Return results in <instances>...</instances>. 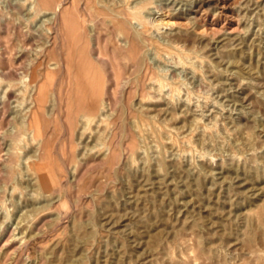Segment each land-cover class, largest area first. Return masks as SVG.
I'll use <instances>...</instances> for the list:
<instances>
[{
  "label": "rangeland",
  "instance_id": "obj_1",
  "mask_svg": "<svg viewBox=\"0 0 264 264\" xmlns=\"http://www.w3.org/2000/svg\"><path fill=\"white\" fill-rule=\"evenodd\" d=\"M42 5L0 0V264H264V0ZM60 56L39 136L33 71ZM41 156L62 175L50 191Z\"/></svg>",
  "mask_w": 264,
  "mask_h": 264
},
{
  "label": "bare ground",
  "instance_id": "obj_2",
  "mask_svg": "<svg viewBox=\"0 0 264 264\" xmlns=\"http://www.w3.org/2000/svg\"><path fill=\"white\" fill-rule=\"evenodd\" d=\"M28 1V0H27ZM34 3H36V4H39L40 6L42 5V4H44V0H32ZM63 4V3H62ZM38 6V5H37ZM39 6V7H40ZM43 6V5H42ZM58 6H59V4H58ZM84 6V5H83ZM61 8V7H60ZM56 9V8H55ZM101 9V8H100ZM60 11V10H59ZM48 13H50V12H48ZM143 13V12H142ZM55 15L57 14V12L55 11V13H54ZM65 14V13H64ZM51 15V14H50ZM127 15V14H126ZM48 17V16H47ZM52 18H54L53 17V15L51 16ZM50 17V18H51ZM55 19V18H54ZM70 19V18H69ZM97 20V19H96ZM143 20V19H142ZM53 21V20H52ZM54 22V21H53ZM65 22V21H64ZM81 22V21H80ZM96 22V21H95ZM168 20L166 19V16H164L163 14H160V15H158V16H154L153 18H151L150 20H146V22H143L144 23V25L146 26V27H148V26H150L151 28H153V29H160V28H162V27H164V26H166V25H168ZM56 25H57V23H56ZM55 25V26H56ZM78 26V25H77ZM53 27H54V24H53ZM52 28V27H51ZM56 29V28H55ZM72 29V28H71ZM149 29V28H148ZM147 29V30H148ZM57 30V29H56ZM77 30V29H76ZM89 30V29H88ZM81 31V30H80ZM57 32V31H56ZM83 32V31H82ZM131 32V31H130ZM146 32V31H145ZM57 33H59V32H57ZM63 33V32H62ZM62 33H60V34H62ZM91 33V32H90ZM60 34H58L59 36V39H60ZM64 34V33H63ZM62 34V35H63ZM73 35V34H72ZM130 35V34H129ZM54 36V35H53ZM76 37H77V35H75ZM81 36H84L83 35V33H82V35ZM131 36V35H130ZM84 38V37H83ZM132 38V37H131ZM54 39H55V37H54ZM93 39V38H92ZM129 39V38H128ZM73 40H74V38H73ZM50 42H51V40H49ZM64 41V40H63ZM70 41V40H69ZM83 41V43H84V40H82ZM81 41V42H82ZM10 42V41H9ZM22 42V41H21ZM56 42H57V40H56ZM60 42V41H59ZM67 42V41H66ZM131 42H132V40H131ZM135 42V41H134ZM11 43V42H10ZM9 43V44H10ZM46 43V42H45ZM49 43V42H48ZM51 43H53V42H51ZM58 43V42H57ZM57 43H56V46H57ZM70 43V42H69ZM74 43V42H73ZM73 43H72V45H73ZM95 43V42H94ZM59 44V43H58ZM64 43L62 42V45H63ZM67 44V43H66ZM135 44H137V43H135ZM12 45V44H11ZM52 45V44H51ZM53 45H55V44H53ZM61 45V46H62ZM83 45V44H82ZM133 45V44H132ZM55 46V47H56ZM59 46V45H58ZM71 46V45H70ZM92 46H94V44L92 45ZM138 46V45H137ZM12 47H13V45H12ZM12 47H9V46H6V48H5V50L2 52V53H0V56L2 55V56H4V55H6V56H10V55H12L13 54V48ZM49 47V46H48ZM68 47V46H67ZM66 47V48H67ZM81 47V46H80ZM98 47V46H97ZM43 48V47H42ZM58 48V47H57ZM57 48H56V50H57ZM64 48L65 47H62V49L64 50ZM84 48V47H83ZM95 47H93V49H94ZM131 48H132V46H131ZM47 49H50V48H47ZM79 49V48H78ZM96 49V48H95ZM98 49V48H97ZM133 49V48H132ZM131 49V50H132ZM51 50V49H50ZM90 50V49H89ZM138 50H140V49H137V51ZM52 51V50H51ZM50 51V52H51ZM61 51V50H60ZM64 51H66V50H64ZM68 51V50H67ZM69 51H70V49H69ZM78 51V50H77ZM86 52H88L87 50H85ZM98 51H100L101 52V49L100 50H98ZM136 51V50H135ZM47 51H46V48L45 49H43V54L44 55H47V57H49L50 55L48 54V53H46ZM53 52V51H52ZM57 52H59V51H57ZM96 52V51H95ZM125 52V51H124ZM60 53V52H59ZM64 53V52H63ZM71 53H72V51H71ZM71 53H69V54H71ZM74 53H75V51H74ZM97 53V52H96ZM62 54V53H61ZM92 54H93V52H92ZM138 54V53H137ZM136 54V55H137ZM39 55V54H38ZM42 55V54H41ZM62 55H64V54H62ZM72 55H75V54H72ZM71 55V56H72ZM87 55H90V54H87ZM133 55H134V53H133ZM1 56V57H2ZM65 56H66V54H65ZM82 57H83V54L81 55ZM92 56V55H91ZM91 56H88V58L89 57H91ZM50 57H52V55L50 56ZM96 57H99L98 55L97 56H95V58ZM76 58V57H75ZM9 59V58H8ZM54 59V58H53ZM58 59V58H57ZM97 59V58H96ZM101 59V58H100ZM99 59V60H100ZM10 60V59H9ZM47 60H48V58H43L42 60H40V62L38 63V65L36 66V68L34 69V71H33V80L36 82V98H35V105L33 104V106L34 107H32V109H31V116H29V118H28V125H29V127H31V128H33L34 130H32L33 132L35 131L36 133H37V135H39V136H41L42 135V131H43V127H44V110H45V108L46 107H44V104H45V101H46V90H47V87L49 86V85H51V83H52V80H54V76L55 75H58V76H60L61 77V81L63 82V83H65L63 80H65V77H64V71L66 70V69H68V71L70 70V68L72 67V59L71 58H65V57H63V56H60V58L58 59V61H57V63L55 64V65H52L51 63V65L50 64H47L48 62H47ZM81 60V59H80ZM83 60V59H82ZM51 61V60H50ZM76 61V59L74 60V62ZM94 61H96V60H94ZM79 62V61H78ZM9 63H11V62H9ZM8 63V64H9ZM82 64V63H81ZM46 65V66H45ZM75 65V64H74ZM96 65H98V64H96ZM16 63H14V62H12L10 65H9V70L11 71V73H14L17 69H16ZM42 66H45V67H47V71L45 72L44 71V73H45V80H43L41 83H39V81L37 82L36 80L39 78L38 76H37V72H38V68L39 67H42ZM51 66V67H50ZM92 66V65H91ZM100 66V65H99ZM49 67V68H48ZM101 67V66H100ZM43 68V67H42ZM74 68V67H73ZM85 68V67H84ZM96 68H98V67H96ZM49 69H51V70H54V71H51V70H49ZM103 70V69H102ZM101 70V71H102ZM74 71V70H73ZM73 71H72V74H73ZM95 72V71H94ZM97 72V71H96ZM100 72V71H99ZM5 73V72H4ZM84 73V72H83ZM93 73H91V75H92ZM104 74V73H103ZM98 75V74H97ZM38 77V78H37ZM67 77V76H66ZM83 77V76H82ZM40 78H41V76H40ZM55 78H56V76H55ZM68 78H69V80L71 81V79H72V76L71 75H69L68 74ZM79 78V77H78ZM100 78V77H99ZM103 78H104V76H103ZM32 79V78H31ZM78 80V79H77ZM81 80V79H80ZM102 80V79H101ZM101 80H99L98 78H96L95 77V79H93L92 77H89L88 79H87V81H86V86H85V88L87 87L88 89L86 90V91H84L86 94V101L84 102L85 103V105L80 109L81 111H84V112H88L89 114L90 113H94V115H95V113L97 112V111H99L100 112V110L99 109H101V108H99V106H100V102H101V100H102V97H103V95L105 94L104 93V91H103V89L102 88H104V87H102V85H101ZM73 81V80H72ZM115 81V80H114ZM54 82V81H53ZM34 83V82H33ZM67 83V82H66ZM74 83V82H73ZM72 83V84H73ZM81 83V82H80ZM53 84V83H52ZM68 84V83H67ZM103 85H104V83H102ZM79 85V84H78ZM33 86H35V85H33ZM65 86V85H64ZM63 86V87H64ZM67 86V85H66ZM65 86V87H66ZM71 86V85H70ZM75 86V85H74ZM84 86V85H83ZM68 87H69V85H68ZM80 88H81V86H79ZM60 88V87H59ZM67 88V87H66ZM118 88V87H117ZM71 89H72V87H71ZM74 89V88H73ZM72 89V91H74ZM79 89V88H78ZM83 89V88H82ZM105 90V89H104ZM158 90V89H157ZM62 91V90H61ZM82 93V92H81ZM104 93V94H103ZM62 94V93H61ZM60 94V95H61ZM64 94H66V92H64ZM78 94V93H77ZM59 95V94H58ZM83 95V94H82ZM48 97V96H47ZM72 97H74V95H72ZM84 98V97H83ZM82 97H81V99H83ZM61 98H59V100H60ZM72 99V98H71ZM74 100H75V98H74ZM6 101V100H5ZM4 101V104H6L7 103V101L5 102ZM61 101V100H60ZM63 101V100H62ZM72 101H73V99H72ZM103 102V101H102ZM32 103V102H31ZM79 103L81 104L82 102L81 101H79ZM108 103V102H107ZM75 104H77V102H75ZM74 103H73V105H75ZM83 104V103H82ZM8 105V104H7ZM76 106V105H75ZM74 106V107H75ZM1 107H3L2 108V110L0 111V130L5 126V124L7 123L6 122V117H7V113H8V106H2L1 105ZM64 107V106H63ZM77 107V106H76ZM103 107V106H102ZM69 108H73V107H69ZM77 110H79L78 108H76ZM75 109V110H76ZM79 112V111H77V112H79V113H82V112ZM73 114H75L74 112H73ZM81 115H83V114H81ZM86 115H88V114H86ZM48 116H50V115H48ZM72 116V115H71ZM84 116V115H83ZM76 118V117H75ZM74 118V119H75ZM77 119H79V118H77ZM7 121H8V119H7ZM74 121V120H73ZM43 135H45V134H43ZM38 136V137H39ZM45 140V139H44ZM39 144H40V142H39ZM110 144V143H109ZM134 144V143H133ZM132 145V144H131ZM44 146L46 147V144L44 143ZM52 147V146H51ZM53 148V147H52ZM44 149V148H43ZM48 150V149H47ZM53 150V149H52ZM108 150V149H107ZM49 151V150H48ZM44 152V151H43ZM47 151H46V149H45V152L44 153H46ZM119 152V151H118ZM108 153V152H107ZM46 155H48V154H46ZM51 156H52V152H51ZM47 157L48 156H41L40 158H39V160H40V163H38V165L34 168L35 169V171H36V173H37V175H38V177H39V181H40V184H41V186H42V188L43 189H45L46 191H50V190H52V189H54L57 185H59V184H62L61 183V178H62V175L61 176H58L57 175V173L55 172V170L51 167V163H49L50 162V160H51V158H50V160H49V158H48V161H47ZM67 161H69V160H67ZM53 163V162H52ZM51 164V165H50ZM34 172V171H33ZM35 175V174H34ZM36 177V176H35ZM60 181V182H59ZM62 189V188H61ZM24 240V239H23Z\"/></svg>",
  "mask_w": 264,
  "mask_h": 264
}]
</instances>
